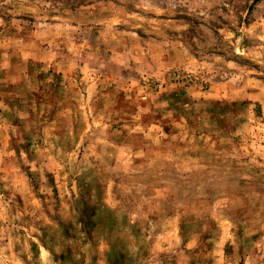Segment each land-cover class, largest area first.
I'll list each match as a JSON object with an SVG mask.
<instances>
[{"label":"rangeland","instance_id":"rangeland-1","mask_svg":"<svg viewBox=\"0 0 264 264\" xmlns=\"http://www.w3.org/2000/svg\"><path fill=\"white\" fill-rule=\"evenodd\" d=\"M0 264H264V0H0Z\"/></svg>","mask_w":264,"mask_h":264}]
</instances>
